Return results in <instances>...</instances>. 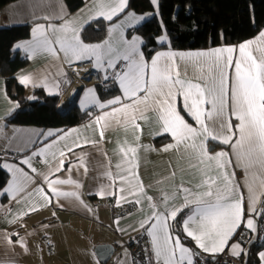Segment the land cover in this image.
I'll return each mask as SVG.
<instances>
[{"label": "crops", "instance_id": "crops-1", "mask_svg": "<svg viewBox=\"0 0 264 264\" xmlns=\"http://www.w3.org/2000/svg\"><path fill=\"white\" fill-rule=\"evenodd\" d=\"M150 2L153 7L151 11L139 13L130 9L124 13H118L117 17L113 16L112 19L114 17L116 19L109 24L104 37L96 42H86L80 36L81 29L86 24L94 19L104 18L96 15V0H83L82 5L74 11H69L65 0H14L0 7V27L31 23L29 36L18 39L12 44L14 51L21 52L27 57L26 64L14 73L20 83L22 77L29 78L27 83H21L27 88V96L34 99L36 95L31 92V89L41 87L47 94H58L60 98L68 85L74 81V86H79L74 101L81 110H93L91 116L85 121L60 131L36 125H6L4 118L18 106V102L8 95L4 76L0 73V147L20 152L19 158L15 161H0V167L8 175L6 184L0 189V264H104L94 252V247L102 243H111L114 247H118L114 250L108 264H133L126 242L142 232L148 234L147 229L154 222L148 220L141 227V222L145 221L152 211L145 196L152 197V203L157 205V211H163V193L176 192L181 184L183 187L192 189L193 192H200L204 189L197 188L196 185L205 179V174L211 177L219 175L215 162L205 160L203 164H200L190 152L185 151L183 143L167 151L164 150L167 145H176V139L170 132L164 131L162 122L158 121V112L154 110V105L144 112L143 116L136 113L135 123L139 125L138 129L134 127L131 119H125L121 112L114 114L115 119L108 118L107 127H103V121L99 124L96 122L97 117L106 112L111 113L113 108L120 109L125 104H132V100L124 96L118 79L115 80L114 86L118 88L119 93L105 100L100 99L95 88L96 83H102L110 78L119 65L124 63L119 73L122 74L127 61L117 60L114 68L107 66L108 57L106 56L101 59V67L96 66V58L90 55L83 59L71 58L69 62V59L59 50L58 44H53L57 53L53 55L43 46L38 47L39 37L33 36V30L37 25H43L46 34L53 38L54 34L48 28L49 25L58 28L66 21H73L72 26L79 29V38L86 45H102L105 41H109L115 46L122 32L125 40L139 38L137 47L143 54L141 36L129 32V29L140 25L157 13L158 0L155 4L152 0ZM129 13L143 19L136 20L133 16H129ZM114 26L117 27L110 33L109 29ZM261 32H264V27L254 36L235 44L195 49L171 48L167 35L164 34L166 39L160 40L163 36L161 35L158 41L166 46L158 49L149 59H145L143 55L144 61L148 64L146 72L150 75L151 61L160 52L197 53L233 47L237 49L233 54L235 58L240 44L253 41L251 47L255 49L264 43L259 40ZM101 51L104 52L106 49L102 48ZM166 59L161 58V62L163 63ZM170 63L174 70L179 71L181 79L192 83L203 84L204 81L201 78H208L210 69L218 78V70L214 67V58L211 57L176 56ZM226 71L231 75L233 69L228 68ZM87 74L89 75L86 76ZM117 97H120L119 104L108 103ZM101 104L105 107L101 108ZM174 105L188 124L198 127L184 109V98L180 91L176 92ZM203 107L208 110L211 105L205 104ZM128 111L131 112V109ZM225 115L231 120L235 131L239 121L235 116H229L227 112ZM117 120L120 122L117 123ZM205 122L209 123L213 134H216L221 121L217 119L213 123L205 118ZM101 132L103 137L100 135ZM49 133L52 134L49 135ZM162 136H164L163 140L155 141ZM235 139L236 136H233V142ZM222 140L223 136L219 140L209 139L205 142L206 148L209 155L225 152L228 154L225 159L232 161L226 170L235 173V183L240 186L239 191L244 196L243 222L228 239L223 251L219 252H205L184 232L183 220L194 210V205L183 210L184 214L177 231L173 228L174 220L167 221L171 225L169 231L172 236L179 239L181 235L186 236L188 242H183L181 239L180 241L191 252L195 247L204 258L227 252L229 257L238 264L246 260L245 242L247 244L263 243L258 252V264H264L259 255L264 252V211H262L264 210V194H262L259 179L246 175L244 167L237 164L230 144H224ZM129 148L136 149L135 157L138 167L135 170L139 181L143 184V194L137 192L136 195H130L127 191L130 186L121 184L116 177L119 171L116 168L117 163L123 162L125 168L129 167L124 162L125 157L120 149L128 151ZM41 149L44 150L42 153ZM61 152L64 153L63 157L60 156ZM34 153L38 154L34 155ZM132 155L129 152L128 159H131ZM26 159L30 160L31 167L24 163ZM61 159H63V167L56 171ZM9 168L12 170L10 171ZM16 168L23 169V172L27 173L31 179L26 181V187L22 192L6 191L11 185ZM33 168L36 169L35 172L32 171ZM106 171H111L113 177L106 176ZM173 173L175 175H172ZM121 174L126 175V173ZM45 176L48 177V181L57 178L73 181L74 183L55 187L61 191L76 192L78 198L55 196L48 186V181L44 179ZM135 183L136 181L133 180V185ZM218 183L222 184L223 181L220 180ZM249 185L253 188L256 199V212L249 210ZM41 187L48 196L47 200L43 194L36 191ZM102 187L105 191L103 195ZM121 188H125V191L121 192ZM133 191L136 189L133 188ZM107 192H111L112 195H108ZM136 199H139L140 203H135ZM183 203L184 193L178 192L176 199L169 201V206ZM33 208L36 210H31ZM125 208L128 209L125 210ZM248 218L253 219L254 230L247 228ZM239 229L242 231V238L236 236ZM148 236L151 263L155 264L158 261L152 236L149 234ZM233 245L238 247L233 249ZM159 262L162 263V261Z\"/></svg>", "mask_w": 264, "mask_h": 264}, {"label": "snow or ice", "instance_id": "snow-or-ice-1", "mask_svg": "<svg viewBox=\"0 0 264 264\" xmlns=\"http://www.w3.org/2000/svg\"><path fill=\"white\" fill-rule=\"evenodd\" d=\"M156 2L157 0H152L153 4ZM96 4V15L111 20L113 16L124 11L127 0H96ZM129 16H133L136 20L143 19V17H135L132 13H129ZM73 23V21H66L58 28L49 25L48 28L54 34L53 38L46 34L43 25H37L36 29L33 30V36L39 37L37 46H43L47 51L56 55L53 44H58L59 50L69 59V62H71V58L83 59L89 55L94 56L97 67L102 66L101 59L103 56L108 57L107 66L109 68H114L117 60L127 61L125 70L116 78L120 81L124 96L131 99L132 104H125L120 109L113 108L111 113L106 112L97 117L96 122L99 124L103 121V127H107L108 118L115 119L114 114L121 112L124 118L131 119L134 127L138 129L139 125L135 123L136 113L143 116V113L154 105V110L158 112V121L162 122L164 131L170 132L176 139V145H167L164 150L167 151L183 143L185 151L190 152L200 164H203L205 160L215 162V167L219 172V175L215 177L205 174V179L196 185L197 188H203V191L193 192L192 189L183 187L181 184L176 192L163 193V211H157V205L152 203V197L145 196L152 211L146 220L141 222V227L148 220L154 221L147 231L152 236L157 261H162V264H185V261L187 264H193L194 254L181 244L178 237L171 235L169 231L171 225L167 222L169 219L175 220L178 214L189 208L190 205H194V210L183 220L184 232L188 237L194 239L196 244L205 252L223 251L228 239L243 222L244 196L239 191L240 186L235 183V173L226 170L227 166L232 163L230 159H225L228 154L218 152L209 155L205 142L209 139L219 140L223 136L222 142L230 144L237 164L244 167L246 175H252L255 179H259V185L262 194H264V43L255 49L251 47L253 41L240 44L238 55L235 58L233 54L237 49L233 47L197 53L160 52L151 61L149 75L146 72L148 64L144 61L143 54L139 52L137 47L138 37L125 40L121 32L119 42L115 46L109 41H105L102 45H86L80 40L79 29L73 27ZM115 27L117 26L110 28L109 32L111 33ZM56 33H60V35H56ZM160 39L164 40L166 37L162 36ZM259 40L264 42V32L260 33ZM102 48L106 51L102 52ZM176 56L181 58L185 56L214 58V67L218 70V78L212 74L210 69L209 77L201 78L204 81L203 84L181 79L179 71L174 70L172 63H170ZM161 58L167 59L162 63ZM228 68L233 69L231 75L226 71ZM28 80V77H22L21 83H27ZM177 91L183 95V107L198 127L188 124L176 109L174 99ZM140 93L144 95L140 96ZM108 103L119 104L120 97ZM205 104L211 105V108L205 110L203 107ZM100 107L104 108L105 105L101 104ZM129 109L131 112L128 111ZM226 112L229 116H235L239 121L235 126V131L231 120L225 115ZM205 118L213 123L217 119L221 121L216 134H213V130L209 123L205 122ZM119 122L117 120V123ZM51 134L49 133V135ZM100 135L103 137V132ZM233 136H236L234 142ZM43 151V149L40 150L41 153ZM120 151L123 152L124 162L129 167L125 168L123 162L117 163L116 168L119 171L116 173V177L121 181V184L130 186L127 188L130 195H136L137 192L143 194V184L139 181L138 173L135 170L138 167L135 157L136 149L129 148L128 151L120 149ZM129 152L133 154L131 159H128ZM36 154L38 153H34V155ZM60 156L63 157L64 153L61 152ZM24 163L31 167L29 159H26ZM5 167L9 166L5 165ZM62 167L63 159L59 161V166L55 170L59 171ZM9 170L12 169L9 168ZM32 171L35 172L36 169L33 168ZM18 173L20 175H17ZM121 173H126V175ZM105 175L109 178L113 177L111 171H106ZM28 179L31 177L23 172V169L16 168L11 185L6 191H24ZM44 179L48 181L47 176ZM133 180L136 181L135 185H133ZM220 180L223 181L222 184L218 183ZM66 183L74 182L57 178L48 181V186L57 197L76 196L78 198L76 192L61 191L55 187ZM133 188L136 191H133ZM36 191L43 194L46 200L48 199L42 187ZM120 191H125V188H121ZM248 191L249 210L256 212V199L251 185H249ZM178 192L184 193V203L170 207L169 201L176 199ZM101 194H105L103 187ZM107 194L112 195L111 192H107ZM134 202L140 203V200L136 199ZM246 226L254 230L253 219L248 218ZM232 247L235 249L238 245ZM234 254L238 253L234 252ZM259 255L264 261V252Z\"/></svg>", "mask_w": 264, "mask_h": 264}, {"label": "trees", "instance_id": "trees-1", "mask_svg": "<svg viewBox=\"0 0 264 264\" xmlns=\"http://www.w3.org/2000/svg\"><path fill=\"white\" fill-rule=\"evenodd\" d=\"M14 0H0V7ZM69 11L82 5L83 0H65ZM139 13L153 9L150 0H127V10ZM117 17V16H116ZM111 20L97 18L86 24L80 32L86 42H96L104 37ZM264 27V0H158L157 13L129 32L141 36L142 52L149 59L158 49L166 46L158 38L165 34L169 47L174 49L207 48L235 44L257 34ZM31 23L0 27V73L4 76L8 95L18 106L4 118L6 125H36L57 131L79 124L91 116L92 109L81 110L76 101L64 111L57 110L58 94H47L41 87H33L34 99L27 96V88L14 76L15 71L27 62L25 54L14 51L12 44L30 34ZM103 83V82H102ZM95 88L100 99L105 100L119 93L114 82L103 89ZM164 136L155 139L156 142ZM7 173L0 167V189L6 184ZM184 211L173 221V228H180ZM263 243H249L241 264H258V252Z\"/></svg>", "mask_w": 264, "mask_h": 264}, {"label": "built area", "instance_id": "built-area-1", "mask_svg": "<svg viewBox=\"0 0 264 264\" xmlns=\"http://www.w3.org/2000/svg\"><path fill=\"white\" fill-rule=\"evenodd\" d=\"M124 63H121L117 68L116 72L108 79H106L103 83V89H105L108 85H111L117 79V75L121 72ZM87 74L86 76H88ZM79 86H74V81L70 83L67 89L61 94L56 108L58 111H64L65 108L69 107L71 103H73L74 98L76 96V92ZM20 152L12 149H8L5 147H0V161L2 160H12L15 161L19 158ZM128 208H125L127 210ZM264 221V218H263ZM237 237L242 238V231L236 233ZM181 241L188 242V238L184 235L180 236ZM126 246L129 250V253L132 257L133 264H153L151 263V250L149 243V236L147 233L142 232L131 240L126 242ZM118 247H115L114 250H117ZM193 255V264H238L237 261L231 259L226 252H221L216 254L211 258H204L202 253L197 250L195 247L192 248ZM155 264H162L160 262Z\"/></svg>", "mask_w": 264, "mask_h": 264}, {"label": "water", "instance_id": "water-1", "mask_svg": "<svg viewBox=\"0 0 264 264\" xmlns=\"http://www.w3.org/2000/svg\"><path fill=\"white\" fill-rule=\"evenodd\" d=\"M114 248H115L114 245L111 243H102V244H97L94 247V252L101 263L108 264V261L110 260V257L112 256L114 252Z\"/></svg>", "mask_w": 264, "mask_h": 264}, {"label": "rangeland", "instance_id": "rangeland-1", "mask_svg": "<svg viewBox=\"0 0 264 264\" xmlns=\"http://www.w3.org/2000/svg\"><path fill=\"white\" fill-rule=\"evenodd\" d=\"M155 8H156V5H155ZM164 37H166L164 34H162ZM161 40V39H160ZM248 245L247 242H245V249L247 250L248 249ZM227 253V252H226ZM228 254V253H227ZM229 256V255H228Z\"/></svg>", "mask_w": 264, "mask_h": 264}, {"label": "bare ground", "instance_id": "bare-ground-1", "mask_svg": "<svg viewBox=\"0 0 264 264\" xmlns=\"http://www.w3.org/2000/svg\"><path fill=\"white\" fill-rule=\"evenodd\" d=\"M76 69H77V70H79V68H78V67H76Z\"/></svg>", "mask_w": 264, "mask_h": 264}]
</instances>
